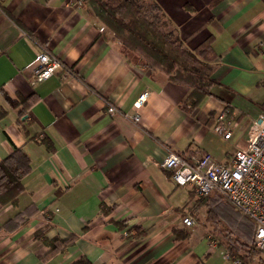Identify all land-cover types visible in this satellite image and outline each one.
<instances>
[{"label": "crops", "instance_id": "crops-1", "mask_svg": "<svg viewBox=\"0 0 264 264\" xmlns=\"http://www.w3.org/2000/svg\"><path fill=\"white\" fill-rule=\"evenodd\" d=\"M152 1L210 61L214 83L190 111L180 107L190 87L126 60L90 0H0V160L15 147L30 159L16 203L0 202V264H233L210 239L206 214L219 194L195 202L161 162L172 152L225 162L245 144L264 114V0ZM43 50L64 68L32 83ZM143 91L134 122L124 112ZM221 111L233 120L228 139L213 130ZM41 228L73 241L51 250L35 237Z\"/></svg>", "mask_w": 264, "mask_h": 264}, {"label": "trees", "instance_id": "trees-1", "mask_svg": "<svg viewBox=\"0 0 264 264\" xmlns=\"http://www.w3.org/2000/svg\"><path fill=\"white\" fill-rule=\"evenodd\" d=\"M95 15L111 30L114 38L121 44L123 57L132 62L143 64L152 70L163 71L168 79L190 87L187 97L180 103L186 111L194 109L209 94L214 83L211 78V64L201 57V50H190L179 37L176 28H169L164 20V13L152 0H90ZM11 104L15 102L11 101ZM25 108L29 99L20 100ZM45 147L52 149V142L47 136L38 139ZM30 170V159L26 153L15 147L0 160V202L16 203L23 190L22 178ZM208 200L200 199L199 204ZM215 204L207 209L206 219L211 223L214 233L219 236L228 252L229 258H241L243 264H253L257 255L253 245L254 222L229 202L217 195ZM217 208V209H216ZM232 213L230 223L223 221L218 213ZM5 222L2 226H5ZM35 237L51 247V250L64 249L73 241V236L66 239L51 238L44 235L41 228ZM259 264H264V257L259 256ZM72 264H93L85 256H80Z\"/></svg>", "mask_w": 264, "mask_h": 264}, {"label": "built area", "instance_id": "built-area-1", "mask_svg": "<svg viewBox=\"0 0 264 264\" xmlns=\"http://www.w3.org/2000/svg\"><path fill=\"white\" fill-rule=\"evenodd\" d=\"M64 68L63 62L54 54L43 50L38 56V65L31 74L32 83L46 79ZM148 96L143 91L132 103L133 113L124 112L132 121H140L139 109ZM114 113L117 108L109 104L106 108ZM233 120L224 111L215 116L213 130L225 139L230 138ZM161 165L171 171L172 180L180 185L189 184L193 190V200H200L217 192L234 208L254 222L253 245L264 257V114L253 119L243 146H236L225 162H218L204 153L187 159L176 153H169ZM182 223L194 224L190 210L184 212ZM216 242L215 239L210 237ZM224 256L229 257L224 251ZM233 264H243L240 258Z\"/></svg>", "mask_w": 264, "mask_h": 264}, {"label": "rangeland", "instance_id": "rangeland-1", "mask_svg": "<svg viewBox=\"0 0 264 264\" xmlns=\"http://www.w3.org/2000/svg\"><path fill=\"white\" fill-rule=\"evenodd\" d=\"M118 40V39H117ZM120 43V42H119ZM121 45V44H120ZM244 138V137H243ZM242 138V139H243ZM219 196L220 197H222L220 194H219ZM223 198V197H222ZM203 199V198H202ZM223 200L224 201H226L224 198H223ZM199 200H196L195 202H198ZM227 202V201H226ZM191 214H192V211H191ZM220 218L223 220V221H226L227 223H230V221H231V219L233 220V217H232V213L231 212H229V211H227V213H225V214H220ZM230 220V221H229ZM234 221V220H233ZM208 225H209V228H210V231L211 232H209V234L211 235V237L213 238H216V240L218 239H220L219 238V236L216 234V233H214V230H213V228L211 229V224H209V223H207ZM255 251L257 252V255H255V256H257V257H259V256H261V257H263V255L260 253V252H258L256 249H255ZM241 259V258H240ZM242 260V259H241ZM242 262H243V260H242ZM253 262H255L256 264L258 263V261H253Z\"/></svg>", "mask_w": 264, "mask_h": 264}]
</instances>
